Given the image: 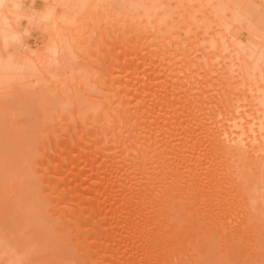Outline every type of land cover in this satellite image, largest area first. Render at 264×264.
<instances>
[{"label":"bare ground","instance_id":"1","mask_svg":"<svg viewBox=\"0 0 264 264\" xmlns=\"http://www.w3.org/2000/svg\"><path fill=\"white\" fill-rule=\"evenodd\" d=\"M21 106L85 264L264 254V0H0V118Z\"/></svg>","mask_w":264,"mask_h":264},{"label":"rangeland","instance_id":"2","mask_svg":"<svg viewBox=\"0 0 264 264\" xmlns=\"http://www.w3.org/2000/svg\"><path fill=\"white\" fill-rule=\"evenodd\" d=\"M21 107L23 108V106ZM24 107L28 106L24 105ZM29 107L31 109L30 105ZM20 111L19 116L15 114L16 117L13 115L14 117H7L4 120L0 118V252H7L1 258L2 262L0 259V264H6L5 258H10V251H12L10 248L17 253L30 250L31 257L34 258L32 261L35 264H85L86 260L81 251L74 245L73 232L70 231L72 227H63L57 216L51 214V208L54 205V202L51 201L52 196L48 194L47 190H44L45 185L41 182L40 174L34 170L36 169L35 164L38 162L34 156V148L41 141L36 132L38 123L36 113L34 110L32 112L28 110V113L21 112L20 114ZM26 111L24 110V112ZM68 141L69 137H60L56 143L54 142V149L49 148L48 153L51 156H58L61 149L67 147ZM51 156L40 162L42 167L52 168L55 166V163L58 162L55 161L57 156ZM69 167L71 166L65 169ZM52 179L55 180V177ZM86 186L87 184H84L81 188ZM259 216L260 220L264 219L262 218L264 214ZM260 239L258 244L260 246L261 243L262 247H260L264 253V239ZM236 240L242 241L240 238ZM236 243L239 242L234 243V250H240L242 243L240 242V245H236ZM30 247L31 249H29ZM244 248L240 252L244 251ZM8 249H10L9 254ZM211 249L213 250H210L209 256L211 254V257L208 258L209 260L207 259L208 264H264V254L262 257L260 256L261 258L254 260L251 257L238 256L237 251L230 257L227 253H223L217 244L212 245L211 243ZM27 261H24L23 264H32L31 259L28 263Z\"/></svg>","mask_w":264,"mask_h":264}]
</instances>
